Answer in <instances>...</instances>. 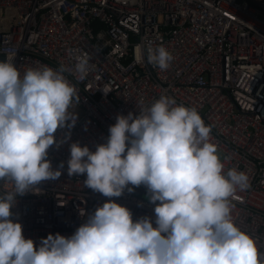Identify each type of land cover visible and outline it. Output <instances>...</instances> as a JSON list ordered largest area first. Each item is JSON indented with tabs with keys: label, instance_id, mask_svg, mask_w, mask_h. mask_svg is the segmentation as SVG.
<instances>
[{
	"label": "built area",
	"instance_id": "built-area-1",
	"mask_svg": "<svg viewBox=\"0 0 264 264\" xmlns=\"http://www.w3.org/2000/svg\"><path fill=\"white\" fill-rule=\"evenodd\" d=\"M149 45L173 54L166 71L148 62ZM9 54L22 72L89 58L86 75L66 73L81 110L74 127L55 134L70 138L49 149L54 169L63 162L61 176L18 196L12 209L26 238L39 246L50 233L71 236L108 199L134 220L155 218L145 186L105 197L83 184L86 174L69 176L67 162L72 143L95 151L119 114L139 115L167 94L212 126L225 171L248 175L232 214L264 261V0H0V60Z\"/></svg>",
	"mask_w": 264,
	"mask_h": 264
},
{
	"label": "clouds",
	"instance_id": "clouds-1",
	"mask_svg": "<svg viewBox=\"0 0 264 264\" xmlns=\"http://www.w3.org/2000/svg\"><path fill=\"white\" fill-rule=\"evenodd\" d=\"M14 58L0 60V264H264L257 238L232 214L231 198L250 186L248 175L225 171L212 126L167 94L139 115L119 114L95 151L72 143L67 162L69 176L86 174L83 184L105 197L145 186L155 218L134 220L129 207L108 199L71 236L50 233L39 246L26 238L12 209L18 196L61 176L63 162L54 169L49 149L70 138L55 134L74 127L80 101L66 73L86 75L89 58L23 72ZM173 59L163 45L147 47L161 71Z\"/></svg>",
	"mask_w": 264,
	"mask_h": 264
},
{
	"label": "rangeland",
	"instance_id": "rangeland-1",
	"mask_svg": "<svg viewBox=\"0 0 264 264\" xmlns=\"http://www.w3.org/2000/svg\"><path fill=\"white\" fill-rule=\"evenodd\" d=\"M80 108L79 107H77L76 109H75V111H76V113H79L80 112ZM219 154H220V157H221V159H222V157H223V154L219 151Z\"/></svg>",
	"mask_w": 264,
	"mask_h": 264
}]
</instances>
